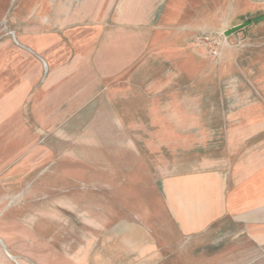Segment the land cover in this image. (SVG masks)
Here are the masks:
<instances>
[{"label": "rangeland", "instance_id": "obj_1", "mask_svg": "<svg viewBox=\"0 0 264 264\" xmlns=\"http://www.w3.org/2000/svg\"><path fill=\"white\" fill-rule=\"evenodd\" d=\"M58 1L0 0V104L1 90L11 87L15 106L4 121L0 107V264H85L86 254L92 261L104 244L98 233L86 239L87 222L146 229L152 252L139 259L125 241L128 264H264L261 177L248 208L235 210L239 218L200 235L178 232L160 194L168 177L217 171L218 164L233 169L254 158L261 171L264 21L256 18L264 15V0H206L199 30L188 35L195 58L190 81L163 83L160 97L146 87L152 82L142 90L128 83L124 104L99 98L95 108L42 115L39 90L47 72L37 53L39 26L54 32ZM166 120L171 128H155ZM230 136L240 151L233 161L219 147Z\"/></svg>", "mask_w": 264, "mask_h": 264}, {"label": "crops", "instance_id": "obj_2", "mask_svg": "<svg viewBox=\"0 0 264 264\" xmlns=\"http://www.w3.org/2000/svg\"><path fill=\"white\" fill-rule=\"evenodd\" d=\"M205 9L206 0L58 1L50 22L54 32L39 26L37 53L47 72L39 90V113H73L86 105L95 108L101 103L99 98H106V104L118 98L124 104L130 86L142 90L145 82L154 83L146 87H154L156 99L163 83L169 86L175 81H190L187 71L195 58L190 55L188 35L201 26L200 12ZM256 21H264V17ZM2 62L1 58V66ZM150 66L162 67L161 72L142 73ZM165 67L168 73L163 72ZM11 70L13 74V65ZM177 71L180 73L175 74ZM1 91L0 107H5L2 114L7 115L4 121L14 111V88ZM164 123L155 128H171L169 121ZM189 125L186 122L182 128ZM222 139L225 141L219 147L223 156L226 153L229 157L224 159L233 161L240 152L237 140L233 136ZM261 160L260 172H255L254 162L259 160L253 158L248 160L252 165H242L245 160L241 159L233 169L223 163L217 165V171L201 168L180 179L164 180L162 190L158 188L178 232L184 237L200 235L228 217L239 218L235 210H244L253 199L258 178L264 182V155ZM147 177L153 179L154 172ZM87 226L86 239L92 241L98 233L104 247L99 255H93L100 256L96 261V257L90 261L86 254L85 264H128L132 257L125 241L136 247L139 259L153 250L146 229L137 225L126 223L110 229L87 222Z\"/></svg>", "mask_w": 264, "mask_h": 264}, {"label": "water", "instance_id": "obj_3", "mask_svg": "<svg viewBox=\"0 0 264 264\" xmlns=\"http://www.w3.org/2000/svg\"><path fill=\"white\" fill-rule=\"evenodd\" d=\"M246 25H248V24L245 23V24H243V25L237 26L236 28L232 29V30L230 31V33H232L233 31H236V30H238V29H240V28H243V27H245Z\"/></svg>", "mask_w": 264, "mask_h": 264}, {"label": "trees", "instance_id": "obj_4", "mask_svg": "<svg viewBox=\"0 0 264 264\" xmlns=\"http://www.w3.org/2000/svg\"><path fill=\"white\" fill-rule=\"evenodd\" d=\"M263 17H264V16H260V17H258L257 19H259V20H260V19H262Z\"/></svg>", "mask_w": 264, "mask_h": 264}]
</instances>
